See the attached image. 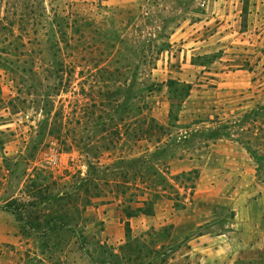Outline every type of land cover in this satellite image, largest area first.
Returning a JSON list of instances; mask_svg holds the SVG:
<instances>
[{"label": "rangeland", "instance_id": "374dc122", "mask_svg": "<svg viewBox=\"0 0 264 264\" xmlns=\"http://www.w3.org/2000/svg\"><path fill=\"white\" fill-rule=\"evenodd\" d=\"M262 193L264 0H0V264H264Z\"/></svg>", "mask_w": 264, "mask_h": 264}, {"label": "trees", "instance_id": "16d2710c", "mask_svg": "<svg viewBox=\"0 0 264 264\" xmlns=\"http://www.w3.org/2000/svg\"><path fill=\"white\" fill-rule=\"evenodd\" d=\"M176 82H173V84H175ZM190 87V86H188ZM190 92H186V95H181L180 98L182 99H185L189 96ZM181 106H182V102H180L179 104H177L176 106H173L171 111H170V114H169V125L168 126H171V127H176V124L179 122L180 120V117H179V112H180V109H181ZM225 127V125H221L219 128L217 129H206L205 131L201 132H197V135L199 137V139L201 140V142H206L208 141L209 139H217L218 138V135L220 136V134L224 133L223 131V128ZM230 127V126H229ZM231 128V127H230ZM150 132L151 135H156V132L155 131H158L160 133H164L165 131V128L163 127H159V126H154L152 128H150ZM156 129V130H155ZM153 132H155V134H153ZM205 134H207V139L206 138H203L205 136ZM225 134V133H224ZM210 137V138H208ZM186 143L190 142V140L187 138H185ZM162 142V138L161 136L158 138L157 140V143H161ZM192 144V143H191ZM248 145H251V141H248L247 142ZM205 146L207 147L208 144H205ZM159 154H162V150L157 152L156 154H149V155H146L144 156L143 158H137V159H134V162H139L142 160V163H147L151 160H153L155 157H157ZM258 162V161H257ZM131 165L133 164V162L130 163ZM148 173L150 175H145L144 172H140L139 176L142 178V179H147V182L150 183L151 180L153 181L154 185H158V184H161V183H164L166 184L167 183V179L162 175V173L159 172V170L157 168H155L154 166H151L149 167V169L147 170ZM149 188V187H147ZM151 189V188H149ZM144 193V192H142ZM159 194H154L153 195V198L151 200H142V201H138L141 203L142 206H139V207H132V206H128L126 209H125V214L127 215V217L129 218H132L134 216H137L138 214L140 213H143V214H152L154 212V200L156 199H159ZM133 201V200H132ZM131 201V202H132Z\"/></svg>", "mask_w": 264, "mask_h": 264}, {"label": "crops", "instance_id": "0c3cea01", "mask_svg": "<svg viewBox=\"0 0 264 264\" xmlns=\"http://www.w3.org/2000/svg\"><path fill=\"white\" fill-rule=\"evenodd\" d=\"M261 200L264 201V193H262L261 196L258 198V201H261ZM220 263H222V262H220Z\"/></svg>", "mask_w": 264, "mask_h": 264}]
</instances>
